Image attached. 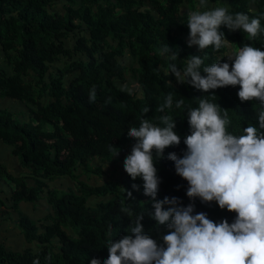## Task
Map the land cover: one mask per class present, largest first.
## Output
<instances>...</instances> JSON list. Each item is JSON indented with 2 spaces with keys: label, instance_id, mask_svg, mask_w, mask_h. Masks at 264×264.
Wrapping results in <instances>:
<instances>
[{
  "label": "trees",
  "instance_id": "obj_1",
  "mask_svg": "<svg viewBox=\"0 0 264 264\" xmlns=\"http://www.w3.org/2000/svg\"><path fill=\"white\" fill-rule=\"evenodd\" d=\"M209 4L250 18L264 14V0H209ZM197 6L198 0H0V101L23 104L20 116L30 119L21 122L10 109H0V143L12 146L29 171L16 178L0 164V183L5 180L14 187L8 199L11 211H18L23 202L42 199L51 208L40 222L20 215L18 225L26 242L36 247L14 252L0 244V264L106 260L108 241L126 235L140 214L145 232L162 243L160 234L166 226H157L151 218L153 201L143 194L142 179L131 180L118 163L135 143L129 128L139 127L142 118L159 124L164 114L174 118L181 143L165 149L155 162L161 180L157 200L176 197L181 206L194 204V214L203 212L215 223L234 222L236 213L220 209L215 201L190 200L187 181L176 174L167 157L172 152L182 157L186 151L187 110L197 107L199 98H209L227 110L229 131L235 134L256 125L264 105L241 102L239 86L204 93L177 83L174 75H166L170 61L160 49L167 44L178 52L175 63L181 71L190 56H201L207 66L220 60L231 65L228 57L246 44L264 50V32L251 40L222 26L230 46L219 51L188 47L187 12ZM93 86L96 100L90 103ZM124 86L132 92L121 91ZM169 93L173 106L161 113L158 109ZM180 99L184 105L177 109ZM145 107L150 109L147 114L142 111ZM65 178L72 184L68 189L51 187ZM92 200L99 201L94 205ZM6 214L7 203L0 196V218Z\"/></svg>",
  "mask_w": 264,
  "mask_h": 264
},
{
  "label": "clouds",
  "instance_id": "obj_2",
  "mask_svg": "<svg viewBox=\"0 0 264 264\" xmlns=\"http://www.w3.org/2000/svg\"><path fill=\"white\" fill-rule=\"evenodd\" d=\"M197 7L204 10L187 12L188 47L219 51L230 46L222 26L230 32L241 31L251 40L264 32V14L250 18L245 13L230 12L226 6L209 7V0H198ZM160 55L170 61L166 75H174L179 84L204 93L239 86L241 102L264 105V50L260 48L244 45L228 57L231 65L220 60L207 66L201 56H190L182 71L175 63L177 51L166 44ZM121 91L131 93L132 89L124 86ZM95 100L93 86L89 102ZM198 101L197 107L187 110L190 134L183 140L186 151L182 157L172 152L167 158L174 162L176 174L187 181L190 200L215 201L220 209L236 213L234 222L229 224L225 219L215 223L203 212L194 214V204L181 206L176 197L157 200L161 180L155 162L163 158L165 149L178 146L181 137L174 131L171 115L159 117V124L142 118L139 127L129 128L128 136L135 143L123 167L131 180L142 179L143 194L153 201L151 218L157 226H166L160 234L162 243L145 232L143 215H136L126 235L108 241V258H93L90 264H264V108L257 113L256 125L249 124L241 134H235L229 131L227 110L204 96ZM183 105L180 99L175 107ZM172 106L173 95L169 93L158 111L164 113ZM149 110L145 107L142 111L147 114ZM118 154L117 149L115 156ZM132 188L138 190L136 184ZM127 195L132 197L131 192Z\"/></svg>",
  "mask_w": 264,
  "mask_h": 264
},
{
  "label": "crops",
  "instance_id": "obj_3",
  "mask_svg": "<svg viewBox=\"0 0 264 264\" xmlns=\"http://www.w3.org/2000/svg\"><path fill=\"white\" fill-rule=\"evenodd\" d=\"M209 7L210 4H209ZM194 10H201L197 7ZM204 10V9H202ZM18 103V102H17ZM10 100L0 101V109L9 108L15 105V107L20 112V106ZM25 109V106H24ZM20 117V114H17ZM27 117V114L25 116ZM0 164L5 166L9 173L16 178L26 177L29 175V171L25 169L20 162V158L14 155V148L12 146L0 143ZM118 166L123 169V163L119 162ZM107 170H112V168H107ZM124 173V172H123ZM29 183H33L28 180ZM52 188H59L66 190L72 184L69 179H61L50 184ZM13 186H10L5 180L0 183V196L7 203L8 214L0 218V244L3 245L7 250L14 252H23L29 248H35L36 245L26 242L25 236L22 233L18 225V219L20 215L28 217L32 221L40 222L45 219L51 212V208L45 199L40 200L37 203H21L19 205L18 211H11L9 209L8 199L12 197ZM5 211V208H2Z\"/></svg>",
  "mask_w": 264,
  "mask_h": 264
},
{
  "label": "rangeland",
  "instance_id": "obj_4",
  "mask_svg": "<svg viewBox=\"0 0 264 264\" xmlns=\"http://www.w3.org/2000/svg\"><path fill=\"white\" fill-rule=\"evenodd\" d=\"M70 79V78H69ZM69 79L67 78L66 80H68L69 81ZM16 103V102H15ZM18 105H19V103H17ZM8 109H10V111L13 113L14 112V114H15V116H16V118L19 120V121H21V122H29L30 121V119L29 118H25V116H23V117H19L17 114H20V112L18 111V109L15 107V105L14 106H12V107H9ZM124 175V173H122L121 174V176H123ZM94 182V181H93ZM99 200H92L91 201V204H96L97 202H98Z\"/></svg>",
  "mask_w": 264,
  "mask_h": 264
}]
</instances>
